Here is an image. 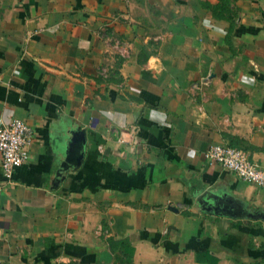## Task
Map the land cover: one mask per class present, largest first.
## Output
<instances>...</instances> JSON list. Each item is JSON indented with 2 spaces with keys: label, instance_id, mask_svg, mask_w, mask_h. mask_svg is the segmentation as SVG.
Returning <instances> with one entry per match:
<instances>
[{
  "label": "crops",
  "instance_id": "0c3cea01",
  "mask_svg": "<svg viewBox=\"0 0 264 264\" xmlns=\"http://www.w3.org/2000/svg\"><path fill=\"white\" fill-rule=\"evenodd\" d=\"M12 119L0 264H264V189L203 157L264 170V0H0Z\"/></svg>",
  "mask_w": 264,
  "mask_h": 264
},
{
  "label": "built area",
  "instance_id": "2783aa9c",
  "mask_svg": "<svg viewBox=\"0 0 264 264\" xmlns=\"http://www.w3.org/2000/svg\"><path fill=\"white\" fill-rule=\"evenodd\" d=\"M30 134V128L20 119L0 124V168L2 176L8 180L16 167L27 162ZM203 157L209 164L233 173L241 181L264 189V170L241 148L212 144Z\"/></svg>",
  "mask_w": 264,
  "mask_h": 264
},
{
  "label": "water",
  "instance_id": "95a60500",
  "mask_svg": "<svg viewBox=\"0 0 264 264\" xmlns=\"http://www.w3.org/2000/svg\"><path fill=\"white\" fill-rule=\"evenodd\" d=\"M79 139H80V141H81V143H82V145H83V142H84L83 132H79ZM82 145L80 146V151H79V154H78V156H77V158H76L78 161H79L80 158H81V149H82Z\"/></svg>",
  "mask_w": 264,
  "mask_h": 264
},
{
  "label": "trees",
  "instance_id": "16d2710c",
  "mask_svg": "<svg viewBox=\"0 0 264 264\" xmlns=\"http://www.w3.org/2000/svg\"><path fill=\"white\" fill-rule=\"evenodd\" d=\"M125 242V241H124ZM123 243V242H122Z\"/></svg>",
  "mask_w": 264,
  "mask_h": 264
}]
</instances>
